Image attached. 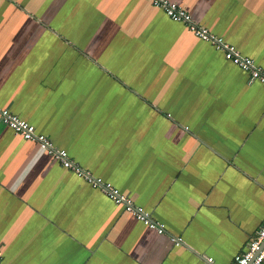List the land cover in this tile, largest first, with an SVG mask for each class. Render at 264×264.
Instances as JSON below:
<instances>
[{
  "label": "crops",
  "instance_id": "crops-1",
  "mask_svg": "<svg viewBox=\"0 0 264 264\" xmlns=\"http://www.w3.org/2000/svg\"><path fill=\"white\" fill-rule=\"evenodd\" d=\"M169 1L264 68V0ZM0 107L166 228L0 122L4 264H235L264 224V84L148 0H0Z\"/></svg>",
  "mask_w": 264,
  "mask_h": 264
},
{
  "label": "built area",
  "instance_id": "built-area-1",
  "mask_svg": "<svg viewBox=\"0 0 264 264\" xmlns=\"http://www.w3.org/2000/svg\"><path fill=\"white\" fill-rule=\"evenodd\" d=\"M155 7L164 10L166 15L174 22L187 23L190 30L200 39L211 43L218 51H221L225 58L236 66L247 72L252 80L264 84V68L258 66L255 61L249 57L241 55L238 49L227 43L222 37H215L208 29L198 26L192 22L190 14L182 7L169 0H148ZM0 122L11 128L16 134L22 136L25 140L37 142L42 152L52 156L62 167L73 170L80 178L84 179L94 188L101 189L117 205H121L128 213L134 214L139 221L150 229L156 230L159 234L166 233L165 225L154 221L151 214L143 207L134 203L132 199L122 194L110 182L103 181L95 177L89 171L75 164L66 150L58 149L53 142L44 134L37 132L34 125L12 113L8 109L0 107ZM172 242L176 246L183 244L180 237H172ZM208 264H216L214 258L206 257ZM264 263V224L258 230L256 236L252 238L245 252L235 257V264H263ZM0 264H4L0 253Z\"/></svg>",
  "mask_w": 264,
  "mask_h": 264
},
{
  "label": "rangeland",
  "instance_id": "rangeland-1",
  "mask_svg": "<svg viewBox=\"0 0 264 264\" xmlns=\"http://www.w3.org/2000/svg\"><path fill=\"white\" fill-rule=\"evenodd\" d=\"M83 60H85V59H83ZM114 121H115V119H114L111 123L108 122V124H112V123H114ZM99 123H101V122H99ZM123 148L126 149V147H123ZM126 153H127V152H126ZM124 156H126V154H124Z\"/></svg>",
  "mask_w": 264,
  "mask_h": 264
}]
</instances>
